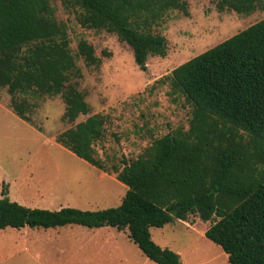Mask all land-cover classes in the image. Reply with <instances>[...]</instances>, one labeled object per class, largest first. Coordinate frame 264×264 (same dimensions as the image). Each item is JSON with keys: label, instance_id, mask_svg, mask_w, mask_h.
I'll return each mask as SVG.
<instances>
[{"label": "trees", "instance_id": "16d2710c", "mask_svg": "<svg viewBox=\"0 0 264 264\" xmlns=\"http://www.w3.org/2000/svg\"><path fill=\"white\" fill-rule=\"evenodd\" d=\"M79 9L77 21L104 29L128 44L134 62L146 70L148 55L165 56L164 36L150 27L169 9L188 15L186 0H64ZM219 10L249 14L263 0H215ZM87 65H98L93 46L77 43ZM67 29L57 22L50 0H0V91L22 119L28 101L16 94L61 95L62 118L88 115L85 95L69 76L77 71ZM171 93L191 105L187 129L154 139L137 158L113 166L126 186L116 207L82 210L31 208L8 197L2 186L0 229L81 225L126 231L157 264H182L180 255L157 244L152 227L196 214L210 221L204 235L227 254L230 264H264V18L176 66L166 76ZM105 117L93 113L62 131L56 141L105 171L95 143Z\"/></svg>", "mask_w": 264, "mask_h": 264}, {"label": "rangeland", "instance_id": "374dc122", "mask_svg": "<svg viewBox=\"0 0 264 264\" xmlns=\"http://www.w3.org/2000/svg\"><path fill=\"white\" fill-rule=\"evenodd\" d=\"M188 15L169 9L150 31L165 37V56L148 55L146 70L134 62L131 47L104 29L83 27L79 9L64 0H50L57 22L64 23L77 71L68 83L84 93L90 112L105 117L102 137L95 143L105 171L77 157L56 141L73 123L62 118L61 95L16 94L26 99L31 121L0 112V164L11 200L31 208L73 207L99 210L120 204L126 186L114 165L135 159L152 141L181 127L187 129L191 105L171 93L166 78L181 63L264 18L261 8L245 15L219 10L215 0H186ZM87 40L100 59L87 65L77 43ZM0 106L11 108L6 88ZM12 110V108H11ZM13 111V110H12ZM210 221L196 214L150 229L152 239L180 255L182 264H230L227 254L205 235ZM97 236L99 239H97ZM89 238L86 241V238ZM98 241V242H97ZM115 247H114V246ZM119 246V249H118ZM119 252L108 254L109 249ZM0 264H157L147 258L126 232L111 227L66 225L56 228L0 229Z\"/></svg>", "mask_w": 264, "mask_h": 264}, {"label": "crops", "instance_id": "0c3cea01", "mask_svg": "<svg viewBox=\"0 0 264 264\" xmlns=\"http://www.w3.org/2000/svg\"><path fill=\"white\" fill-rule=\"evenodd\" d=\"M12 108V107H11ZM11 108H9V107H5V106H0V112H2V111H5L6 113H8V114H12V116H14V118H17V120H21V122H24V121H26V120H24V119H22V118H20L15 112H14V110L12 111L11 110ZM2 170H3V167H2V165L0 164V197H1V190H2V186L6 183V181H5V178H4V176H6V174L3 176V174H2ZM8 197L10 198V194H9V190H8ZM11 199V198H10ZM104 227H110V226H104ZM99 228H101V227H99ZM111 228H114V227H111ZM116 229V228H115ZM117 230V229H116ZM206 230V229H205ZM117 231H119V230H117ZM124 232H126V231H124ZM126 234H127V232H126ZM97 239H99V237L97 236ZM86 241H88L89 240V238L87 237L86 239H85ZM131 241V240H130ZM98 242V241H97ZM114 246V245H113ZM115 247V246H114ZM118 249H119V246H118ZM110 251L108 252V254H115V251H116V253H118L119 254V250L117 251V249H114L113 247H112V249H109Z\"/></svg>", "mask_w": 264, "mask_h": 264}]
</instances>
